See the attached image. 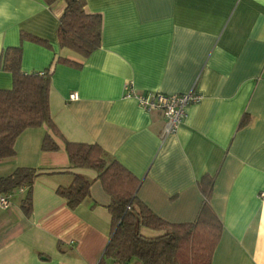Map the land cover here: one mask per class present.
<instances>
[{
	"label": "crops",
	"instance_id": "crops-1",
	"mask_svg": "<svg viewBox=\"0 0 264 264\" xmlns=\"http://www.w3.org/2000/svg\"><path fill=\"white\" fill-rule=\"evenodd\" d=\"M85 2L102 17L100 46L85 58L58 44L63 0H0V56L20 45L22 72L50 71V113L63 137L98 144L139 180L136 197L162 219L193 221L203 202L198 181L212 176L208 203L222 229L211 264H264V0ZM22 32L46 44L21 40ZM11 84L0 64V88ZM125 85L201 97L162 136V112L124 96ZM46 132L24 129L14 155L0 159V177L17 167L41 172L28 215L25 187L0 206V264H97L110 196L94 170L70 168L61 139L58 150H41ZM73 173L90 180V193L71 209L56 188Z\"/></svg>",
	"mask_w": 264,
	"mask_h": 264
},
{
	"label": "trees",
	"instance_id": "trees-1",
	"mask_svg": "<svg viewBox=\"0 0 264 264\" xmlns=\"http://www.w3.org/2000/svg\"><path fill=\"white\" fill-rule=\"evenodd\" d=\"M48 4L54 0H45ZM64 9L56 30L57 41L76 53L80 59L100 46L102 17L86 9L85 0H63ZM20 39L46 44L38 37L21 33ZM21 46H11L1 52V67L10 72V88H0V159L14 155L16 137L28 127L45 125L41 150L55 151L61 139L70 168H88L109 194L107 209L111 230L108 242L97 264H129L135 258L140 264H211V254L219 239L222 224L208 203L213 177L204 175L198 181L203 202L191 222H169L157 216L136 197L139 180L115 159H108L94 142L66 140L54 123L49 106L50 71L24 73L20 69ZM66 63L77 61L58 58ZM41 172L31 167H17L0 177V194L25 187L20 200L22 211L31 212V190ZM56 193L75 208L89 196L90 180L73 173L66 186ZM150 233H147V232Z\"/></svg>",
	"mask_w": 264,
	"mask_h": 264
},
{
	"label": "built area",
	"instance_id": "built-area-1",
	"mask_svg": "<svg viewBox=\"0 0 264 264\" xmlns=\"http://www.w3.org/2000/svg\"><path fill=\"white\" fill-rule=\"evenodd\" d=\"M124 89V96L133 97L143 109L147 111L159 110L162 112L164 117V124L161 131L162 136L175 133L186 115L185 107L192 102L198 101L201 97L198 92H194L192 89L180 94H164L155 91L137 93L130 90L128 85H125ZM76 97L77 94L75 92L69 95L71 99ZM11 193L0 194L1 207L5 208L9 205V196Z\"/></svg>",
	"mask_w": 264,
	"mask_h": 264
}]
</instances>
